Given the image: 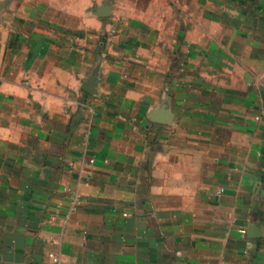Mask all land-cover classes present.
Wrapping results in <instances>:
<instances>
[{
  "label": "crops",
  "instance_id": "crops-1",
  "mask_svg": "<svg viewBox=\"0 0 264 264\" xmlns=\"http://www.w3.org/2000/svg\"><path fill=\"white\" fill-rule=\"evenodd\" d=\"M264 264V0H0V264Z\"/></svg>",
  "mask_w": 264,
  "mask_h": 264
},
{
  "label": "built area",
  "instance_id": "built-area-1",
  "mask_svg": "<svg viewBox=\"0 0 264 264\" xmlns=\"http://www.w3.org/2000/svg\"><path fill=\"white\" fill-rule=\"evenodd\" d=\"M53 264H64L63 261L57 256H51Z\"/></svg>",
  "mask_w": 264,
  "mask_h": 264
}]
</instances>
